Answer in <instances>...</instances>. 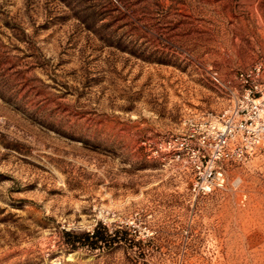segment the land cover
I'll list each match as a JSON object with an SVG mask.
<instances>
[{
    "label": "rangeland",
    "instance_id": "374dc122",
    "mask_svg": "<svg viewBox=\"0 0 264 264\" xmlns=\"http://www.w3.org/2000/svg\"><path fill=\"white\" fill-rule=\"evenodd\" d=\"M257 61L264 0H0V264H264V146L200 141Z\"/></svg>",
    "mask_w": 264,
    "mask_h": 264
},
{
    "label": "built area",
    "instance_id": "2783aa9c",
    "mask_svg": "<svg viewBox=\"0 0 264 264\" xmlns=\"http://www.w3.org/2000/svg\"><path fill=\"white\" fill-rule=\"evenodd\" d=\"M240 88L232 91L231 111L221 121L212 119L204 123L202 145L211 148L213 161L243 162L251 159L264 146V63L257 61L236 74ZM214 82L221 84L218 72L213 73ZM194 137L193 135L190 136ZM187 143L172 140L168 149L183 152ZM213 180L224 183L220 170ZM212 183L207 178L201 189L210 190Z\"/></svg>",
    "mask_w": 264,
    "mask_h": 264
},
{
    "label": "trees",
    "instance_id": "16d2710c",
    "mask_svg": "<svg viewBox=\"0 0 264 264\" xmlns=\"http://www.w3.org/2000/svg\"><path fill=\"white\" fill-rule=\"evenodd\" d=\"M129 229H117L115 232L99 224L93 232L65 231L63 240L69 251L111 252L118 246L134 247L138 243L130 238Z\"/></svg>",
    "mask_w": 264,
    "mask_h": 264
}]
</instances>
